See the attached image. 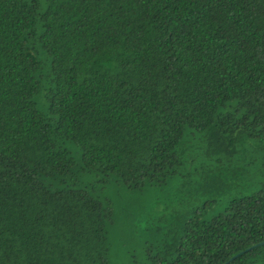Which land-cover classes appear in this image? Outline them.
<instances>
[{
    "label": "trees",
    "instance_id": "obj_1",
    "mask_svg": "<svg viewBox=\"0 0 264 264\" xmlns=\"http://www.w3.org/2000/svg\"><path fill=\"white\" fill-rule=\"evenodd\" d=\"M262 242L264 0H0V264Z\"/></svg>",
    "mask_w": 264,
    "mask_h": 264
},
{
    "label": "water",
    "instance_id": "obj_2",
    "mask_svg": "<svg viewBox=\"0 0 264 264\" xmlns=\"http://www.w3.org/2000/svg\"><path fill=\"white\" fill-rule=\"evenodd\" d=\"M263 245H264V242L259 243V244H256V245L252 246L251 248L245 250L244 252H241V253H239L238 255L234 256L230 261H233L234 259H236L237 257L241 256L242 254H244V253H246V252H248V251H251V250H253V249H255V248L261 247V246H263ZM225 264H227V263H225Z\"/></svg>",
    "mask_w": 264,
    "mask_h": 264
},
{
    "label": "rangeland",
    "instance_id": "obj_3",
    "mask_svg": "<svg viewBox=\"0 0 264 264\" xmlns=\"http://www.w3.org/2000/svg\"><path fill=\"white\" fill-rule=\"evenodd\" d=\"M44 108V107H43Z\"/></svg>",
    "mask_w": 264,
    "mask_h": 264
}]
</instances>
